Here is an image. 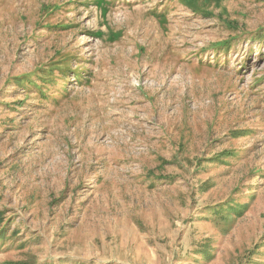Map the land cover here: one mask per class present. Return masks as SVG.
I'll return each mask as SVG.
<instances>
[{
    "label": "rangeland",
    "instance_id": "1",
    "mask_svg": "<svg viewBox=\"0 0 264 264\" xmlns=\"http://www.w3.org/2000/svg\"><path fill=\"white\" fill-rule=\"evenodd\" d=\"M20 262L264 264V0H0Z\"/></svg>",
    "mask_w": 264,
    "mask_h": 264
},
{
    "label": "trees",
    "instance_id": "2",
    "mask_svg": "<svg viewBox=\"0 0 264 264\" xmlns=\"http://www.w3.org/2000/svg\"><path fill=\"white\" fill-rule=\"evenodd\" d=\"M230 208H231V207H230ZM10 264H26V263H21V262H20V263H10Z\"/></svg>",
    "mask_w": 264,
    "mask_h": 264
}]
</instances>
